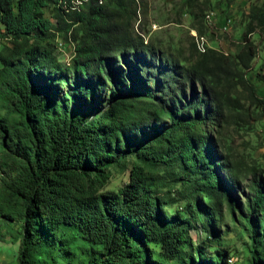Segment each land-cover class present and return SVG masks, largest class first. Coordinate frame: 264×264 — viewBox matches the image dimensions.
<instances>
[{
	"label": "trees",
	"instance_id": "obj_1",
	"mask_svg": "<svg viewBox=\"0 0 264 264\" xmlns=\"http://www.w3.org/2000/svg\"><path fill=\"white\" fill-rule=\"evenodd\" d=\"M139 8L0 0V229L19 224L17 264H233L192 236H219L226 213L247 235L245 264H264V169L246 167L242 185L209 135L224 146L225 126L264 113L250 37L264 35V1L233 53L190 59L146 42ZM61 41L73 44L66 64ZM113 169L128 180L105 191Z\"/></svg>",
	"mask_w": 264,
	"mask_h": 264
},
{
	"label": "rangeland",
	"instance_id": "obj_2",
	"mask_svg": "<svg viewBox=\"0 0 264 264\" xmlns=\"http://www.w3.org/2000/svg\"><path fill=\"white\" fill-rule=\"evenodd\" d=\"M140 8L137 12L135 29L140 31L147 42H152L159 48L165 49L181 59H190L196 51H204L206 47L214 48L224 53H233L240 41V35L247 22V14L251 4H261L264 0H138ZM230 21L224 24L226 18ZM225 26V27H224ZM201 29V34L198 30ZM257 46V54L253 59V69L264 75V35L256 33L250 35ZM72 43L58 46L57 55L61 62L68 63L72 54ZM195 46V47H194ZM2 43L0 42V50ZM197 88V85L195 84ZM264 92V85L261 86ZM96 102L95 104L97 105ZM80 106V105H79ZM82 106V107H81ZM80 109H92L91 103ZM98 106H101V104ZM2 108V106L0 107ZM3 109V108H2ZM249 124L239 123L237 126H225L222 129L224 146H220V134L216 130L209 131L216 152L231 154V159L242 169L240 177L242 185H246V167L250 165L264 169V113L256 120H249ZM214 128V127H213ZM7 170L0 169V178L6 177ZM128 180V170L118 172L112 170L109 183L103 188L105 191H115ZM1 183V182H0ZM177 190H172V196ZM239 199L242 198L238 194ZM182 205V201L172 204V209ZM219 236L210 237L198 227L192 232L193 239L207 241L216 248H227L233 264H245L247 257L248 238L240 226L234 225L229 215L225 214ZM12 228L1 226L0 229V264H17V250L19 240L14 229H19L17 222ZM155 249H158L155 247Z\"/></svg>",
	"mask_w": 264,
	"mask_h": 264
},
{
	"label": "bare ground",
	"instance_id": "obj_3",
	"mask_svg": "<svg viewBox=\"0 0 264 264\" xmlns=\"http://www.w3.org/2000/svg\"><path fill=\"white\" fill-rule=\"evenodd\" d=\"M231 262V261H230Z\"/></svg>",
	"mask_w": 264,
	"mask_h": 264
}]
</instances>
